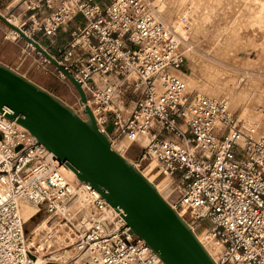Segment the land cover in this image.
Returning <instances> with one entry per match:
<instances>
[{
    "label": "built area",
    "instance_id": "1",
    "mask_svg": "<svg viewBox=\"0 0 264 264\" xmlns=\"http://www.w3.org/2000/svg\"><path fill=\"white\" fill-rule=\"evenodd\" d=\"M8 1L9 17L39 44L36 35L52 41L69 31L58 57L51 56L80 83L99 129L112 125L111 147L118 143L125 157L137 145L136 163L130 161L137 168L154 162L150 181L215 264H264V132L247 127L226 100L190 91L174 74L186 60L187 18L169 27L149 0ZM79 103L73 110L86 119ZM7 111L0 112V264H165L130 232L121 210L69 177L65 164ZM22 199L55 220L76 216L74 256L37 259Z\"/></svg>",
    "mask_w": 264,
    "mask_h": 264
},
{
    "label": "rangeland",
    "instance_id": "2",
    "mask_svg": "<svg viewBox=\"0 0 264 264\" xmlns=\"http://www.w3.org/2000/svg\"><path fill=\"white\" fill-rule=\"evenodd\" d=\"M8 2V0H0V14L8 17L11 23L18 24L19 19L16 16L9 17L7 14ZM149 2L151 7L161 13L169 25L176 29L179 28L178 20L183 16L187 18L189 29L187 39L182 44L186 60L180 69L174 71V74L182 79L186 77L185 81L190 91L214 95L211 94L213 89L222 88L223 92L219 95L227 98L230 108L242 122L257 120L259 135L262 134L264 132V0H149ZM79 21L72 23L70 27L78 25ZM0 29V52L4 51L1 38L7 39L9 45L8 52L5 51L8 53L7 57L4 56L2 60L12 63L23 61L19 70L26 73V77L39 82L43 88L52 92L67 106L79 109V95L74 85L65 76L59 74L51 62L45 60L40 64L44 55L20 35L14 39L15 33L12 28L1 19ZM35 38L41 40L39 42L49 53L58 57V50L67 44L70 34L69 31H61L52 41L40 35ZM18 39L19 43L16 44ZM22 49H25V53H30L24 60L21 59ZM128 102L130 104V101ZM118 146L119 144L116 143L115 147ZM139 149L137 145H132L125 153V157L136 163ZM153 166L154 162L148 160L139 164V168L151 179L155 172ZM59 217L49 230L45 233L41 232V236L34 240L33 245H30L33 228L43 219L54 218L44 212L36 213L31 221L25 223L28 243L39 260L57 258L66 260L76 253L74 246L79 237L76 230L78 219L73 216L67 221L66 214H61ZM61 237L62 239H59Z\"/></svg>",
    "mask_w": 264,
    "mask_h": 264
},
{
    "label": "water",
    "instance_id": "3",
    "mask_svg": "<svg viewBox=\"0 0 264 264\" xmlns=\"http://www.w3.org/2000/svg\"><path fill=\"white\" fill-rule=\"evenodd\" d=\"M0 19L32 43L74 85L85 104L80 117L52 92L0 62V112L27 129L79 181L96 189L105 201L121 210L130 232L143 239L165 264H215L178 212L155 185L127 158L111 147L107 133L97 126L79 82L33 38L2 14Z\"/></svg>",
    "mask_w": 264,
    "mask_h": 264
},
{
    "label": "bare ground",
    "instance_id": "4",
    "mask_svg": "<svg viewBox=\"0 0 264 264\" xmlns=\"http://www.w3.org/2000/svg\"><path fill=\"white\" fill-rule=\"evenodd\" d=\"M155 16L158 18V19H160V20H162L163 21V23H165L167 26H169V27H172V28H174V29H176L175 27H173V26H171V25H169V23L167 22V20L165 19V18H163L162 17V15H161V13H159L158 11H156L155 10ZM8 21H9V19H7ZM10 22V21H9ZM14 23V25L16 24V26L18 25L17 23H15V22H13ZM12 23V24H13ZM12 31L15 33V34H17V35H20L17 31H15V30H13L12 29ZM29 44H31V46H33V47H35L32 43H30L29 42ZM41 45V44H40ZM41 47L42 48H44L42 45H41ZM184 73V72H183ZM185 74V73H184ZM190 76V75H189ZM188 76V77H189ZM184 77V76H183ZM186 78V77H185ZM185 78H183L184 79V81L186 80ZM186 82V81H185ZM221 92H223V89L222 88H216L215 90L213 89L212 90V93L211 94H214V95H210V96H213V97H215V98H225L224 100H227V98L226 97H224V96H221V95H219V94H221ZM208 95V94H207ZM227 102H228V100H227ZM87 103V102H86ZM229 103V102H228ZM244 110V109H243ZM241 112H243V111H241ZM245 113V112H244ZM244 113H242V114H244ZM241 114V113H240ZM241 114V115H242ZM240 115V116H241ZM245 115V114H244ZM246 121V120H245ZM246 125H247V127H249V128H256L257 129V127H259V125H258V122H257V120H250V121H248V122H246ZM123 143H125V142H123ZM113 148L116 150V151H118L119 153H122L121 152V150H120V146H118V147H115L114 145H113ZM140 171H141V173L143 174V175H145L149 180L151 179V178H149L148 176H147V174L144 172V171H142L141 170V168H138ZM66 172H67V174H68V176L69 177H71V178H77L76 177V174H75V172L70 168V167H66ZM77 200L79 201V202H81L82 201V198H83V195L82 194H79L78 196H77ZM21 203H20V205H21V214H22V216H23V219H25L26 221H31L33 218H34V215L36 214V209H35V207L29 202V201H27L26 199H22L21 201H20ZM119 210V209H118ZM120 211V210H119ZM56 222V220L55 219H53V220H50L49 218H47V219H43L41 222H40V224H38L35 228H33L34 230L32 231V233H31V235H32V237H31V243H30V245L32 244L33 245V242H34V240L35 239H37L38 237H40L41 236V232H46V230H49L50 229V227L54 224ZM41 229H44L45 231H42ZM37 236V237H36ZM59 239H62V237L61 238H59ZM207 247V249H208V251H209V247L208 246H206ZM68 254H70V252H67ZM57 259H60V258H57Z\"/></svg>",
    "mask_w": 264,
    "mask_h": 264
},
{
    "label": "crops",
    "instance_id": "5",
    "mask_svg": "<svg viewBox=\"0 0 264 264\" xmlns=\"http://www.w3.org/2000/svg\"><path fill=\"white\" fill-rule=\"evenodd\" d=\"M9 19V18H8ZM78 20H80V17H77L76 18V21L75 22H78ZM74 22V23H75ZM80 22V21H79ZM1 30V29H0ZM3 30V29H2ZM3 32H5V31H3ZM59 32H61V31H59ZM1 36V35H0ZM37 36V35H36ZM2 39V41H1V44L3 45V47H4V51H2V52H0L1 54H2V56H0V62L1 63H3V64H6V65H8V66H10V67H12L13 69H15V70H17L19 73H21V74H23V75H26V73H23V72H21L20 70H19V67H20V65L21 64H23L22 62L23 61H17L16 63H12V62H5V61H3L2 60V58L4 57V56H6L7 57V54L8 53H6V52H8V50L7 49H9V45H8V42H7V39H4V38H1ZM38 39V38H37ZM38 41H41V40H39L38 39ZM19 43V39L16 41V44H18ZM41 45H42V43H40ZM43 46V45H42ZM44 47V46H43ZM47 47V46H46ZM6 51V52H5ZM5 54V55H4ZM29 52H27V53H25V49H22L21 50V56H22V60H24L27 56H29ZM45 67H48V65H44ZM29 79H31L32 81H34L35 83H37L38 85H40L39 84V82H37L36 80H34L33 78H29ZM41 86V85H40Z\"/></svg>",
    "mask_w": 264,
    "mask_h": 264
}]
</instances>
